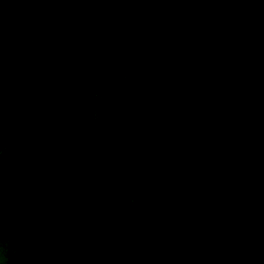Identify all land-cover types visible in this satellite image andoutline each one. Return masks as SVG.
<instances>
[{"label":"rangeland","instance_id":"obj_1","mask_svg":"<svg viewBox=\"0 0 264 264\" xmlns=\"http://www.w3.org/2000/svg\"><path fill=\"white\" fill-rule=\"evenodd\" d=\"M151 4L158 9V0H123L107 8L105 23L112 22L120 32L131 23L133 14L141 15ZM181 13H173L170 19L162 11L148 13L150 27L142 29L149 37V51L144 54L141 50L138 57L142 62L147 59V66L136 64L132 59L138 55L127 48L103 43L96 47L101 137L98 142V129L97 143L84 136L80 169L67 179L71 184L62 186L61 177L50 173L46 181L53 188L51 194L26 200L36 211L18 216L17 234L24 242L20 249L31 247L36 254L25 264H53L44 255L56 264H70L71 258L63 263L55 260L63 242L78 264L136 262L138 252L130 247H139L142 237H149L154 230L153 219L136 212L139 201L148 204L151 199L155 205L157 197L167 192L175 155L183 154L190 166L209 164L210 130L217 131L225 155L236 154L243 144L251 158L264 154V54L249 45L252 38L260 41V33L264 42V29L260 31L264 28V0H189L184 15ZM140 24L139 20L137 26ZM237 50L242 51L245 66L224 71L229 55ZM87 95L94 96L92 92ZM69 111L73 113V109ZM71 113V122L88 123L87 116L84 119ZM63 115L67 117L66 112L59 114ZM106 116L115 122L112 134L123 135L131 143L128 149L123 145L125 152H121L119 141L109 137ZM70 123L61 125L66 138H73ZM166 123L171 128L169 133L162 128ZM143 135L148 137V145ZM128 151L140 162L144 194L114 204L110 199L114 168L130 155ZM17 156L9 141L0 147V182L5 183L1 188L9 197L14 191H36L41 185L40 181L27 182L21 177L25 169L16 161ZM226 171L224 188H214L207 182L186 186L187 206L173 213V222L191 220L202 206L210 205L229 215L223 230L247 235L254 252L264 250L260 210L264 165L251 174L235 164L228 165ZM33 238L37 240L32 242ZM18 248L14 241L0 242V264H12L11 256ZM194 249L190 243L184 246L180 258L163 255L157 264H195ZM215 263L237 264L221 252L215 256Z\"/></svg>","mask_w":264,"mask_h":264},{"label":"flooded vegetation","instance_id":"obj_2","mask_svg":"<svg viewBox=\"0 0 264 264\" xmlns=\"http://www.w3.org/2000/svg\"><path fill=\"white\" fill-rule=\"evenodd\" d=\"M122 1L0 0V147L8 141L15 146L16 161L25 169L21 170V177L27 182H41L36 191H14L11 198H16L17 211L12 223H16L18 216L35 213L36 207L26 200L51 194L53 188L46 181L50 173L61 177L62 186L72 183L67 179L80 169L86 134L97 143L98 129L99 142L98 44L127 48L132 55H138L132 59L136 64L147 66L138 57L141 50L144 54L149 51V37L143 33V37L134 36V29L139 27L144 32L142 27H150L147 15L151 10L164 12L168 19L178 11L184 15L189 0H181V4L180 0H158V9L152 3L141 15L133 14L131 23L117 32L112 22L105 23V16L107 8ZM139 20L141 24L137 26ZM125 36L129 45L118 43ZM90 92L95 98L87 95ZM65 112L67 117L59 116ZM69 113L84 119L87 116L88 123L71 122ZM109 120L104 117L109 137L119 141L121 152H125L123 145L127 149L132 145L123 135L112 134L115 122ZM67 123L74 128L73 138L65 137L62 126ZM93 180L98 182V178ZM4 184L0 182V195L7 196L1 188ZM30 258L33 256L27 260Z\"/></svg>","mask_w":264,"mask_h":264},{"label":"trees","instance_id":"obj_3","mask_svg":"<svg viewBox=\"0 0 264 264\" xmlns=\"http://www.w3.org/2000/svg\"><path fill=\"white\" fill-rule=\"evenodd\" d=\"M134 31L133 33H136L134 36L142 35L143 37V32L139 27H136ZM262 40L261 33L260 41L256 38L249 40L250 47L260 55L264 54ZM118 43L129 45L128 37L121 38ZM241 57V50L230 54L224 71H230L239 65L245 66ZM145 60L147 64V59ZM142 61L143 58L140 59L141 63ZM199 127L207 130L204 125ZM162 128L167 133L171 131V128L167 127V123L162 125ZM209 135L212 156V161L209 164L203 167L190 166L183 154L175 155V164L169 170L167 192L163 196L157 197L155 205L151 204V199L148 204L139 201L140 208L136 212L149 215L154 221V230L149 237H142L144 240L139 247H130L138 252V259L129 264H157L163 255L178 259L182 255L184 246L190 243H193L195 248V264H216L215 256L218 252L237 264H264V250L254 252L249 247L250 240L247 235L232 234L223 230L221 227L229 220V215L215 210L210 205L202 206L191 220L173 222V213L187 206L186 186H199L207 182L214 188H224L227 185L226 169L228 165L235 164L248 174H251L256 167L264 165V154L255 158L249 157L245 144L241 145L234 155L223 154L217 131L210 130ZM143 137V140L147 138L145 142L148 145V137L144 135ZM157 144L160 143L157 142ZM142 184L140 162L133 156L131 158L127 155L114 168L111 186L114 193L110 195V199L114 204H121L127 198H142L144 194ZM16 205V198L0 195V242L5 239V234L18 232L17 224L12 223V219L15 217L13 213L17 211ZM260 210L261 216L264 218V202L261 203ZM61 233L65 238V233L63 231ZM36 240L33 238L32 242ZM35 249L38 250V248ZM34 254L36 253L31 247L15 250L12 254L14 255L12 264H25L28 261L27 258ZM44 256L45 259L56 264L50 257ZM55 257L56 262L63 263L64 260L67 261L71 258L70 264H78L75 254L66 252L64 242L60 244V250L55 254Z\"/></svg>","mask_w":264,"mask_h":264},{"label":"clouds","instance_id":"obj_4","mask_svg":"<svg viewBox=\"0 0 264 264\" xmlns=\"http://www.w3.org/2000/svg\"><path fill=\"white\" fill-rule=\"evenodd\" d=\"M8 235H12L14 238L11 239ZM6 241H14L19 246L17 250H19L20 247L24 244V242L22 241L21 237L17 234V232L8 233L2 242H6ZM13 258L14 255L11 256V260H10L11 262H14Z\"/></svg>","mask_w":264,"mask_h":264}]
</instances>
